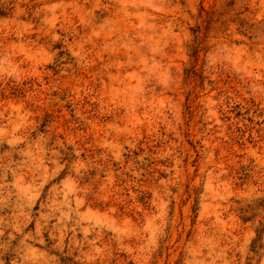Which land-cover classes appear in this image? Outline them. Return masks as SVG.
<instances>
[{
	"label": "rangeland",
	"instance_id": "374dc122",
	"mask_svg": "<svg viewBox=\"0 0 264 264\" xmlns=\"http://www.w3.org/2000/svg\"><path fill=\"white\" fill-rule=\"evenodd\" d=\"M0 264H264V0H0Z\"/></svg>",
	"mask_w": 264,
	"mask_h": 264
}]
</instances>
